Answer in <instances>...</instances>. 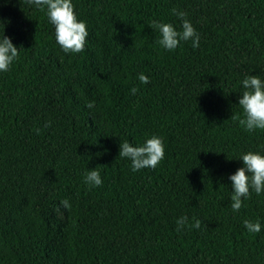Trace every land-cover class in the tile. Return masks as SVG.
I'll list each match as a JSON object with an SVG mask.
<instances>
[{
	"label": "trees",
	"instance_id": "trees-1",
	"mask_svg": "<svg viewBox=\"0 0 264 264\" xmlns=\"http://www.w3.org/2000/svg\"><path fill=\"white\" fill-rule=\"evenodd\" d=\"M72 3L88 35L66 54L43 10L0 0V31L19 47L0 73V264H264V193L233 212L227 179L239 153L264 152V129L246 131L237 104L246 75L264 79V0ZM173 8L199 47L156 43L151 21L179 28ZM153 134L164 158L131 171L119 142ZM92 167L100 186L83 180ZM64 199L58 228L50 211ZM182 215L200 227L176 231Z\"/></svg>",
	"mask_w": 264,
	"mask_h": 264
},
{
	"label": "clouds",
	"instance_id": "clouds-1",
	"mask_svg": "<svg viewBox=\"0 0 264 264\" xmlns=\"http://www.w3.org/2000/svg\"><path fill=\"white\" fill-rule=\"evenodd\" d=\"M23 3L29 8L45 12L47 21L53 26L55 42L64 53L74 54L83 51L88 35L87 27L85 21L77 18L72 0H23ZM171 11L178 18L179 28L171 22L151 21L150 27L158 33L156 43L168 51L176 49L182 41H191L193 48L199 47V33L191 21L185 18V12L176 8ZM18 56L19 47L4 34L3 26L0 31V73L7 72ZM137 78L141 83L149 81V77L143 72L138 73ZM240 85L242 92L237 104L242 110V118L239 124L248 132L264 129V79L259 75H246L240 81ZM129 92L135 94L137 88L132 87ZM85 106L92 109L94 101H86ZM50 123L47 122L45 126ZM164 149L162 137L153 134L140 143H131L128 140L119 142L118 155L129 162L131 171L136 172L144 168H155L164 158ZM235 159L241 161V166L227 177L231 188L230 208L233 212L239 211L250 191L257 195L264 193V152L249 150L239 153ZM83 180L90 187H97L103 183L100 171L95 167L85 170ZM61 203L65 207L69 206L67 199ZM175 223L178 232L187 227L193 229L200 227L199 219L189 222L186 215L178 217ZM242 223L248 233H259L262 227L259 220L245 219Z\"/></svg>",
	"mask_w": 264,
	"mask_h": 264
},
{
	"label": "rangeland",
	"instance_id": "rangeland-1",
	"mask_svg": "<svg viewBox=\"0 0 264 264\" xmlns=\"http://www.w3.org/2000/svg\"><path fill=\"white\" fill-rule=\"evenodd\" d=\"M50 214L52 221L58 228L64 225L66 221V207L62 203L55 202L51 207Z\"/></svg>",
	"mask_w": 264,
	"mask_h": 264
}]
</instances>
